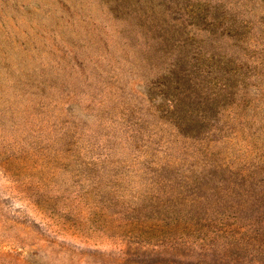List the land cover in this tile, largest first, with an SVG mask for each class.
Returning <instances> with one entry per match:
<instances>
[{
    "label": "rangeland",
    "instance_id": "1",
    "mask_svg": "<svg viewBox=\"0 0 264 264\" xmlns=\"http://www.w3.org/2000/svg\"><path fill=\"white\" fill-rule=\"evenodd\" d=\"M0 264H264V0H0Z\"/></svg>",
    "mask_w": 264,
    "mask_h": 264
}]
</instances>
